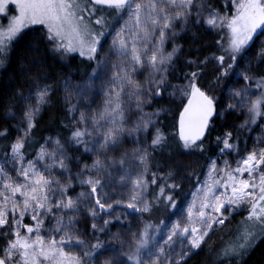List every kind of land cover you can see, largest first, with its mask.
<instances>
[{
  "label": "trees",
  "instance_id": "16d2710c",
  "mask_svg": "<svg viewBox=\"0 0 264 264\" xmlns=\"http://www.w3.org/2000/svg\"><path fill=\"white\" fill-rule=\"evenodd\" d=\"M202 2L213 12L231 14V0ZM96 8L98 12L104 10L105 19L110 17L113 20L114 9ZM175 28L176 32H168L165 38V55L172 53V57L162 65L163 70L153 76L151 70L135 65L132 76L139 88L126 86L122 93L119 90V114L114 116L117 128L113 127L114 138L107 142L105 138L99 140L95 133H87L77 142L73 133L81 130L72 123L70 107L64 100L63 82L68 73L72 70L75 80L84 81L92 72L94 60L77 53H71L63 60L53 52L42 25L24 29L9 43L5 63L0 67V158L20 138H23L22 151L28 157L37 154L42 147L50 146L55 139L67 165L64 175L60 174L62 185L71 193L80 190L87 194L91 198L92 217L103 214L107 219L111 217L110 210L121 208V205L108 199L104 202L109 210H105V206L101 208L97 200H100L102 186L106 180H116L132 168L140 174L148 206L147 211H142L145 223L150 229L167 223L203 178L210 157L218 154V138L223 128L233 125L229 140L231 147L226 157L231 162L236 161L245 154L249 142L245 120L252 121L256 130L264 113V56H261L264 39L260 40V29L251 44L238 55L226 51L229 45L223 27H207L201 19L191 16L185 24ZM249 52L253 56L245 76L254 98L247 111L230 110L218 119L215 112L219 109L223 91L235 70L243 66V53ZM232 55L237 57L235 63ZM221 56L225 59L224 64L219 61ZM229 64L233 67L228 68ZM193 81L217 101L205 135L186 148L177 128ZM43 85L47 87L45 101L32 116L33 127L25 135L26 129L21 131V115L33 94ZM257 99L261 100L259 115L249 111ZM158 135L161 142L154 145ZM90 175H94L93 182L99 189L97 196L92 193L90 185H83L80 181ZM246 213L242 209L233 211L223 224L213 225L200 246L174 264H264V237L253 242L248 252L222 253L225 243L245 224ZM86 227L87 223L84 224ZM5 232L7 225L0 229V249L13 239L11 235H4Z\"/></svg>",
  "mask_w": 264,
  "mask_h": 264
},
{
  "label": "rangeland",
  "instance_id": "374dc122",
  "mask_svg": "<svg viewBox=\"0 0 264 264\" xmlns=\"http://www.w3.org/2000/svg\"><path fill=\"white\" fill-rule=\"evenodd\" d=\"M146 2L147 0H133V4ZM78 4V15H83L84 24L87 25L89 31L92 32V34H98L102 31L103 35L98 37L99 43L96 46V53L91 54L94 65L90 76L84 81H77L74 79L75 74L72 70L68 73L63 82L64 100L70 107L74 126L79 128L85 135L87 133H95V137H98L99 140H104L107 131L109 129L113 130V127L117 125L116 119L114 120L116 113L114 114L111 109L119 104L118 100L119 97H121L119 90L122 93V88L124 91L127 86L122 85L118 78L122 77L127 72L130 74L131 79H133L134 77L132 74L134 66L140 65L131 60V48L134 44L141 52L144 51L145 45L151 48L155 43H158V31L153 32L151 25H149L148 31L151 35L147 40L139 37L133 40V33H138L140 36L143 34L141 29L135 26V17H130L127 10H122L117 13L114 9L115 14L113 20H111L110 17L105 19L106 14L104 10L98 12L96 6L89 4L87 0H78ZM231 6L230 15L226 13L220 14L208 9L202 0H194L193 6L189 9L190 14L187 15L186 18L174 21L172 28L165 30L167 36L168 32H176L177 28L175 27L181 25V23L185 24L191 16L201 19L207 27L214 28L207 23L210 16L215 13L221 17L230 19L236 14L235 0H231ZM170 11L175 13L179 11V9L172 8ZM14 14H17L15 6L10 5L7 17L0 15V26L6 27L9 18ZM100 18H103V23L97 24L95 21ZM141 20H146V16L143 13L141 14ZM33 25H42L49 39L51 33L48 31L47 24H31L26 28ZM223 28L226 30L227 44L229 45V40L231 38L230 30L226 25ZM24 29H22V31ZM259 29L260 40H262L264 39V26H261ZM121 30H123L122 36L127 40V54L120 50L118 43L116 45L113 44L114 39L117 37V33H121ZM21 32L17 36H19ZM50 42L53 52L57 53L63 60H66L71 53L82 55L81 48L76 42H73L72 45L76 48L75 51H68L66 48L58 47V44L61 42L59 38L50 40ZM9 43L5 51L0 53V67L5 63L6 54L11 44ZM63 43L67 44L68 40L65 39ZM161 50L165 54L164 43ZM84 52L85 54L82 56L89 57L87 47L84 48ZM229 52L230 54H235L231 51ZM148 55H151L150 51ZM252 56L250 52L243 53V66L235 70L234 75L223 91L224 94L222 98H220L222 100L219 109L215 112V116H217L218 119L223 117V115L230 110L239 113L247 111L248 104L253 94L246 84L245 71L252 61ZM142 66L146 71L151 70L153 76L159 72L155 71L149 63L145 62ZM114 78H117L115 83H113ZM193 83H195V81H193ZM117 86H119L117 90V93H119L118 97L116 93ZM43 90L47 91V87L44 85L38 92L33 94L32 98L25 106L23 114L21 115L23 117L21 119V131L27 129L28 121L25 115L26 112L29 109H40L41 105L44 103H38V93ZM237 92H240L241 95H236ZM215 98L216 97H213V100L216 102L217 99ZM109 101H111V103H109ZM36 112L37 111H35L34 114ZM101 114L105 115L104 119L100 118ZM253 125L252 121L245 120L244 127L248 134L249 142L245 154L232 162L226 157V152L230 147L225 148L224 142L225 139H227L229 143L233 125L229 124L223 128L218 138L220 146L219 152L210 157L203 178L196 183L186 202L177 210L176 215L167 223L160 225L156 229L149 228L145 223L142 211L138 210L144 208L145 196L143 195L144 192H142L139 178L140 174L137 173V170L134 171L132 168L130 169L131 171H128L124 176L116 180H106L101 189L100 201L104 204L105 210H109L107 204L104 202L108 199L116 201V204L121 205V208L110 210L112 213L111 217L108 219L104 217L103 214L92 217L91 198L80 190L71 193L62 185V176L60 174L64 175L66 168L62 169L58 166L59 160H64V157L62 158L61 146L55 139H52L50 146L42 147L37 154L30 157L23 153L22 148L19 154L14 153L12 146L21 138L14 141L8 152L0 158V169H2V172H0V186H2L3 183L10 182L6 177L11 178V180L23 181V177L17 175V170L21 167H27L29 161H31L32 164L35 165V168L46 177L51 176L58 181L60 187L64 188V190L61 192L59 188H56V185H53V188L56 190L51 194L49 204L53 205L61 200L66 203L71 199L76 202L77 206L74 209H56L53 207L52 212L45 214L43 217L44 223L41 227L40 235L57 241H60L61 237H64L66 240L71 238L67 243L60 244V247H63L66 252L81 257V264H174L195 249L191 246L190 242L192 227L197 228L201 232H208L210 230L207 229L205 223L200 220L198 213L204 203L213 202L211 200L213 195H221L222 198H225L223 196L225 188L217 185L216 181L226 180L225 173L240 166V162L250 153L264 151V113L263 121L257 126L258 129L254 130L255 126ZM42 150L50 154L51 158L50 156H45L43 160L38 159V156L42 154ZM49 165H51L50 171L47 167ZM260 171H264V165H261ZM241 178L249 179L247 172H245ZM80 181L83 185H90L92 193L96 196L98 195V187L95 185L96 191H93L92 184L87 183V181H94V175L81 178ZM209 186L212 187V193L209 194V200L205 201V193L208 191ZM258 190L259 186H257V192ZM227 195H231L230 189L227 190ZM133 196H136L137 199L133 200ZM129 204H133L134 207H129ZM249 206L248 204H242L239 207L225 205V209H222V218L224 222L233 211L242 209L247 212L246 216H244L245 224L241 226L242 228L239 232L233 233V237L229 239L228 243H225L222 253L224 251L234 254L248 252L249 249L252 248L251 244L253 242L257 243L264 237V228L256 225L253 221H246ZM190 208L191 216L189 215ZM203 210L205 213H210L212 211L210 208H205ZM61 218L62 224L58 225L57 222L61 220ZM23 223L34 226V221L31 219L30 215L25 216ZM86 223L87 227L84 228V224ZM177 224L180 225L181 230L184 227H188L189 232L182 236H173L172 241L166 244L165 241L168 240V236L171 234L173 227ZM218 224L220 223H216V225ZM94 225L95 227H93ZM58 226H61L63 230L57 232L55 229ZM8 229L9 225H7V232ZM246 231L249 232L247 236L245 235ZM21 233L26 234L23 228H21ZM142 233H147L145 239L148 240V243L146 247L141 248L139 253H137V246L140 243V236ZM77 241H83V243L80 244L77 243ZM95 244H99L100 247L93 249L92 245ZM161 248L164 249L162 254L160 252ZM85 252H90L91 255L84 256L83 254ZM129 256H133L134 258L130 260Z\"/></svg>",
  "mask_w": 264,
  "mask_h": 264
},
{
  "label": "snow or ice",
  "instance_id": "6c2138e0",
  "mask_svg": "<svg viewBox=\"0 0 264 264\" xmlns=\"http://www.w3.org/2000/svg\"><path fill=\"white\" fill-rule=\"evenodd\" d=\"M92 2L115 9L117 13L127 10L130 17L134 16L135 26L141 29L143 35L140 36L138 33H133V40L138 37L147 40L151 35L148 31L149 25H151L153 32L158 31V43H155L151 48L145 45L144 51L141 52L135 44L133 45L131 48V60L140 65L145 62L149 63L155 71H162L161 66L165 65L172 57V53L165 55L161 50L167 36L165 30L172 28L174 21L186 18L190 14L189 9L193 6L194 0H147L146 3L135 4H133V0H92ZM235 4L236 14L232 18L226 19L213 13L207 23L212 27H224L226 25L231 33L229 49L226 51L240 53L242 49L251 44L257 29L264 26V0H235ZM10 5L15 6L17 14L11 15L6 27L0 26V53L5 51L8 43L14 40L22 29L31 24H47L48 31L51 33L49 39L59 38L61 41L58 47L66 48L68 51H75L76 48L72 45L73 42H76L81 48L82 55L85 54V47H87L90 59L92 58L91 54L96 53V46L99 43L98 37L102 36L103 32L92 34L89 31L87 25L84 24L83 15H78V0H0V15L7 17ZM172 8H178L179 11L172 13L170 11ZM142 13L146 16L145 21L141 20ZM95 22L102 24L103 18L97 19ZM122 31L117 33L113 44L116 45L118 43L120 50L127 54V40L122 36ZM65 39L68 40L67 44L63 43ZM149 51L151 52L150 56L148 55ZM261 56H264V52L261 53ZM236 58V55H232L233 63H235ZM219 61L224 64V57H219ZM232 67V64L228 65V68ZM195 75L193 73V77ZM116 79L114 78L113 83L116 82ZM118 79L122 85L139 88V85L131 79L130 74L127 72ZM247 79L248 77L245 76V80ZM46 94V90L38 93V103L44 102ZM236 95H241V93L237 92ZM118 96L119 93H117ZM191 97L188 106L185 107L184 112L181 114V139L184 140L186 148L194 145L195 141L203 135V128L207 125V118L212 115L213 100L205 95L195 83L191 84ZM260 104V99L252 102L249 111L259 115ZM37 110L29 109L25 114L28 121L25 135L33 127L32 116ZM111 111L119 114V104L112 108ZM100 118L104 119L105 115L101 114ZM185 118H187V127L189 129L187 135L184 132ZM122 130L120 129V131ZM83 135L85 133L77 130L73 133V138L80 142L79 138ZM114 135L115 131L109 129L105 134V142L112 140ZM22 141L23 138L12 146L14 153H20V149L23 147ZM160 142L161 137L158 135L153 144H159ZM224 146L225 148L231 147L227 139H225ZM45 156H50V154L42 150V154L38 156V159L43 160ZM98 164L99 162H97ZM261 165H264V151L252 152L240 162V166L225 173L226 180L216 181L217 185L225 188V193L223 194L225 198H222L221 195H213L211 197L213 202L202 205L198 215L200 220L205 223L207 229H211L216 223H224L222 209H225V205L239 207L242 204L250 205L246 221H253L256 225L264 228V171H260ZM58 166L62 169L67 167L63 159L59 160ZM47 167L50 171L51 165ZM0 172H2V169H0ZM245 172H247L249 179L241 178ZM17 175L22 176L23 181L11 180V178L6 177L10 182L3 183L0 186V229L9 225L8 232L3 234L14 237V239L8 241L5 247L0 249V253H2L0 254V264H81V257L66 252L63 247H60V244L67 243L71 238L66 240L61 237V240L57 241L40 235L45 214L51 213L53 207L56 209H74L77 206L76 202L69 199L66 203L61 200L50 205V196L56 190L53 185H56V188H59L61 192H63L64 188L60 187L59 182L51 176L46 177L38 171L31 161L28 162L27 167L18 169ZM87 183L92 184L93 191H96L95 184L92 181H87ZM257 186H259L258 192ZM228 189L231 190L230 196L227 195ZM161 192H163V189H161ZM210 193H212L211 186L208 187V191L205 193V201L209 200ZM136 199L137 197L133 196V200ZM169 200H171V197H169ZM97 204L104 208V204L100 200H97ZM129 207H134V205L129 204ZM205 208H210L212 211L205 213L203 210ZM138 210L147 211V204H145L144 208ZM26 215L31 216L34 226L23 223ZM189 215L191 216V208L189 209ZM57 223L61 225L62 218ZM21 228L25 230L26 234L21 233ZM55 230L60 232L63 228L58 226ZM188 232V227H184L181 230L180 225L177 224L173 227L165 243L171 242L173 236H182ZM248 234L249 232L246 231L245 235L247 236ZM206 235L207 231L201 232L197 228L192 227L191 246L198 248ZM146 236L147 233L141 234L137 253H139L141 248L147 246L148 240L145 239ZM77 243L82 244L83 241H77ZM99 247V244L92 245L93 249ZM163 251L164 249L161 248V254ZM83 255L90 256L91 253L85 252ZM133 258V256H129L130 260Z\"/></svg>",
  "mask_w": 264,
  "mask_h": 264
},
{
  "label": "water",
  "instance_id": "95a60500",
  "mask_svg": "<svg viewBox=\"0 0 264 264\" xmlns=\"http://www.w3.org/2000/svg\"><path fill=\"white\" fill-rule=\"evenodd\" d=\"M90 2H91L92 4H94V5H96V6L107 7V6H105V5H98V4H95L94 2H92V0H90ZM197 87H198V86H197ZM198 88H200V87H198ZM200 90L203 91L201 88H200ZM203 92H204V91H203ZM204 93H205V92H204ZM205 95H207V94L205 93ZM207 96H208L209 98H211L209 95H207ZM191 98H192V97H191V91H190L189 96H188V98H187V101H186V103H185V106L183 107V109H182V111H181V113H180V117H179V122H178V128H177V131H178V135H179L180 139H181V114L184 112L185 107L188 106V104H189V100H190ZM211 99H212V98H211ZM212 100H213V99H212ZM214 111H215V101L213 100V104H212V115L209 116V117L207 118V125L204 126V128H203V135L200 136L199 139H201V138L205 135V132H206V129H207L208 123H209V121L211 120V118L214 116ZM184 132H185L186 135L189 133V129H188V127H187V118H185V128H184ZM199 139H197V140H199Z\"/></svg>",
  "mask_w": 264,
  "mask_h": 264
}]
</instances>
